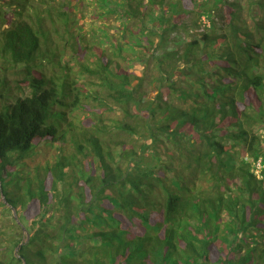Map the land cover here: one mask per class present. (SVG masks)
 I'll list each match as a JSON object with an SVG mask.
<instances>
[{"label":"trees","instance_id":"1","mask_svg":"<svg viewBox=\"0 0 264 264\" xmlns=\"http://www.w3.org/2000/svg\"><path fill=\"white\" fill-rule=\"evenodd\" d=\"M82 1L0 0V264H264V0Z\"/></svg>","mask_w":264,"mask_h":264},{"label":"rangeland","instance_id":"2","mask_svg":"<svg viewBox=\"0 0 264 264\" xmlns=\"http://www.w3.org/2000/svg\"><path fill=\"white\" fill-rule=\"evenodd\" d=\"M45 1L47 3V6L57 8L63 0H45ZM86 2H88V0L82 1L83 8L81 9L82 11H84L85 17H86L87 22H88V23L84 24V25H86L84 27V29L88 30V29L92 28V29H96L97 31L102 30L104 33H106L108 35V38H109V40H111L112 43H121L122 44L124 41L122 40V42H121V40L118 38L119 33L116 30L112 29L113 27H116L117 21L114 20V18L112 16L108 17L105 20L100 19L97 15L91 16V12H92L91 8L92 7L86 6ZM100 27H103V28L100 29ZM88 41H89V43H87L88 44L87 49L90 50L93 47L98 46L96 39H95V36H93ZM101 49L104 50V54H105L106 59H110L111 61L118 62L120 64V67L122 69H124L127 73L136 74L137 76L144 77V78H147L150 75V73H151L150 66L144 67L143 65H137L136 62L129 65V64H127L126 61H124L120 58L114 57V55H113L114 48L112 46H110V44L101 46ZM128 52H129L128 49L127 50L123 49L122 57L123 56L127 57ZM67 53H68L67 57H70L71 52L68 51ZM89 53H90V51H88L86 53L80 52L81 55H80L79 59L83 63H87V65H89V67L93 68L94 64L91 62L92 61L96 62V60L94 57L89 56ZM67 57H65L64 59L61 58V60L66 61L68 64L69 58H67ZM61 64L64 65L63 62ZM69 66L71 68L70 79L72 77L76 76L75 87H77L78 92L81 94L80 95L81 104L86 108L82 111L78 110V111H75L72 113L71 118H73L72 120L74 121L76 126L79 123V125L81 124L84 127H89V125L91 124V121H92L91 120V117H92L91 113H95V115L101 116L103 119L108 120V121L110 120V118H113V119L122 118L121 113L109 112L108 110H102V108L97 106L98 102L93 100V96H95L96 94L99 93V95H102L103 88L101 87L98 79H96L93 76L80 74L79 73V65H78L77 61L72 60L71 64H69ZM51 71L52 70L48 71V74H50ZM145 90L148 91V87H146ZM150 96H152V95H150ZM79 125H78L77 132L80 133V132H82V128ZM261 135L264 136L262 133H261ZM2 202L3 201L0 198V231H6V230H10V226L12 224V221L15 220V213H14V211H11V212L7 211L6 212L1 207Z\"/></svg>","mask_w":264,"mask_h":264},{"label":"water","instance_id":"3","mask_svg":"<svg viewBox=\"0 0 264 264\" xmlns=\"http://www.w3.org/2000/svg\"><path fill=\"white\" fill-rule=\"evenodd\" d=\"M14 213H15V211H14ZM15 221L17 222L16 214H15ZM16 252H17V250L15 251V255H16Z\"/></svg>","mask_w":264,"mask_h":264},{"label":"built area","instance_id":"4","mask_svg":"<svg viewBox=\"0 0 264 264\" xmlns=\"http://www.w3.org/2000/svg\"><path fill=\"white\" fill-rule=\"evenodd\" d=\"M257 167H258V163H257V165H256Z\"/></svg>","mask_w":264,"mask_h":264}]
</instances>
